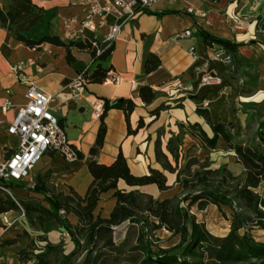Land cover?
<instances>
[{
	"label": "crops",
	"instance_id": "1",
	"mask_svg": "<svg viewBox=\"0 0 264 264\" xmlns=\"http://www.w3.org/2000/svg\"><path fill=\"white\" fill-rule=\"evenodd\" d=\"M0 8L18 13L22 18L14 26V32L35 41L44 36H56L66 41L64 21L75 18L81 22L89 10L87 5L77 0H0ZM262 13L264 0H160L146 12H138L132 18L111 12L95 15L84 31L87 38L103 42L111 26L119 27L113 50L104 65L111 67V72L120 77V82L114 84L106 80L88 83L80 97L73 95L71 84L77 73L90 66L92 57L88 51L71 48L73 61L69 63L64 47L42 43L37 48H31L0 23V104L9 90L15 106L4 115L0 112V160L18 146V138L9 135L7 127L16 107L27 103L29 84L56 96L52 106L58 111L59 124L78 154L77 161L69 164L56 152L45 153L31 169L28 179L13 181L15 186L9 192L22 199L41 198L40 194L32 192L30 185L39 175H46V184L57 193H68L72 189L78 195H83L91 182L86 163L101 123L94 110L99 104L103 107L105 101L131 99L135 103L128 118V124L135 132L127 133V120L122 110L109 109L104 118V142L93 160L108 165L121 152L134 175L147 174L150 168L163 171L155 155V140L158 137L161 150L175 165L166 150V143L172 134L180 132L179 124L197 122L210 133L208 125L197 113L199 108L206 109L214 123H231L232 131L239 133L238 140L253 142L247 134L255 132L256 137L259 125L264 122ZM185 30H191L192 35L176 37ZM199 31L238 45L236 55H233V72L214 59L213 49L219 45L213 42L206 44ZM191 52L195 58H192ZM149 53L159 55L160 65L147 74L144 62ZM16 63H23L25 80H20L12 72L11 67ZM206 74L218 76L219 81L203 83L202 78ZM143 85L150 86L155 93L154 100L149 104H143L137 94L138 88ZM161 105L166 108L160 110L155 118L153 111ZM139 120H142L143 126L137 128ZM180 148L179 168L189 158L202 161L208 157L211 169L224 166L233 175L244 179L243 166L237 162L235 153L222 138H219L214 150L207 151L198 144L197 139L184 132ZM164 175L169 187L166 190H159L156 185L128 186L122 180L117 182V189L149 195L154 199L180 195L176 173L164 171ZM262 185L264 181L256 189L259 194ZM115 203L113 191H108L101 196L96 214L107 217ZM210 207L217 209L214 205H208L204 210H198L193 205L189 214L196 221L203 222L211 234L226 235L230 229L227 218V229L223 233L209 230L206 221L199 218ZM67 218L72 226H76L75 215L69 214ZM5 220L12 225L6 227ZM128 225V222H124L113 228H124L121 240ZM158 231L172 235L165 229ZM250 235L255 241L264 243V230L252 229ZM28 238L39 247L46 242L60 245L62 240L60 231L53 228L51 222L45 223L43 230L35 231L20 211L0 214V264H24L30 261L19 258ZM68 239L70 237L65 240ZM72 250L69 247L65 252ZM37 253L38 250H33V254Z\"/></svg>",
	"mask_w": 264,
	"mask_h": 264
},
{
	"label": "trees",
	"instance_id": "2",
	"mask_svg": "<svg viewBox=\"0 0 264 264\" xmlns=\"http://www.w3.org/2000/svg\"><path fill=\"white\" fill-rule=\"evenodd\" d=\"M21 18L18 13L0 8L1 26L27 46L37 48L42 43H50L64 47L69 63L73 61L71 48L86 50L92 57L90 66L84 72L87 84L102 83L110 78L111 67L104 64L113 50V43L89 38L62 41L56 36L30 40L13 30ZM199 34L206 44L216 43L236 55L238 45L202 31ZM159 65V55L149 53L144 62L145 73L155 71ZM137 94L143 104H149L155 98L154 91L148 85L140 86ZM134 107L131 99L104 102L96 141L86 163L91 182L83 195H78L72 189L68 193H57L46 184L47 176L39 175L32 192L40 194L41 198L22 199L9 192L15 186L13 181H0V214L20 211L35 231L43 230L44 224L51 222L53 228L65 229L74 245L73 250L66 253L60 245L46 242L37 249V254L28 255L27 260L34 259L36 264H264V243L255 241L250 235L252 229L264 230V194L256 192L264 181V122L259 125L255 143L241 141L238 140V131H232L231 123H214L208 111L199 108L197 113L208 125L210 133L197 122L179 124L180 132L172 134L166 143V150L175 165L161 150L158 137L155 140V155L163 171L150 168L147 174L134 175L121 152L108 165L93 160L104 142L107 111L122 110L127 120V133L132 134L135 131L131 130L128 118ZM164 108L165 105H161L153 111L155 118ZM141 126L143 122L139 120L137 128ZM184 132L197 139L198 144L207 151L214 150L219 138H222L235 153L237 162L243 166L244 179L233 175L224 166L211 169L208 157L202 161L189 158L179 168ZM164 171L176 173L180 195L154 199L149 195L117 189V182L122 180L128 186L156 185L159 190H166L169 187ZM111 190L116 203L107 217H101L96 214L98 202L103 194ZM193 205L198 210H204L208 205L216 206L230 221L229 232L224 236L211 234L203 222L196 221L189 214ZM224 208L229 210V214L225 213ZM69 214L77 217L76 226L69 223ZM124 222L129 225L124 239L117 244L113 228ZM160 229L178 236L179 243L172 248L157 249L151 238Z\"/></svg>",
	"mask_w": 264,
	"mask_h": 264
},
{
	"label": "built area",
	"instance_id": "3",
	"mask_svg": "<svg viewBox=\"0 0 264 264\" xmlns=\"http://www.w3.org/2000/svg\"><path fill=\"white\" fill-rule=\"evenodd\" d=\"M158 1L160 0H77L78 3L87 5L89 10L81 22H78L75 18H68L64 21L65 39L66 41L86 39L84 31L89 27L95 15L102 16L105 12H111L132 18L138 12H146ZM201 15L203 14L201 13ZM260 27L264 31V13L260 17ZM118 32V26H111L103 42L113 43ZM191 35V30H185L176 37H189ZM190 54L192 58H195L192 52ZM213 57L215 60L222 62L230 72L235 70L234 56L225 48L220 46L214 48ZM11 70L20 80H25L23 63L14 64ZM85 70L86 68L77 73L72 81L71 88L75 97H80L87 85L84 78ZM110 74L111 76L107 80L118 84L120 77L113 72H110ZM213 81H219L218 76L206 74L202 78L203 83ZM26 98L27 103L16 107L14 117L7 127V133L16 136L19 143L7 157L0 160V181L21 182L28 179L31 169L49 151L60 154L65 162L69 164L78 159L77 150L69 142L66 132L59 124L58 111L52 106L56 96L45 93L34 84H29ZM14 107L11 92L7 90L6 96L0 104V112L4 115ZM101 113L102 105L99 104L95 107L94 114L100 118ZM33 186L32 183L30 187ZM4 224L6 227L12 225L7 220L4 221ZM59 231L62 240L69 237V233L65 229ZM30 261L24 264H36L34 260H32V263Z\"/></svg>",
	"mask_w": 264,
	"mask_h": 264
},
{
	"label": "rangeland",
	"instance_id": "4",
	"mask_svg": "<svg viewBox=\"0 0 264 264\" xmlns=\"http://www.w3.org/2000/svg\"><path fill=\"white\" fill-rule=\"evenodd\" d=\"M255 132H250L247 134V137L249 140L256 142L255 140ZM260 194H264V185L261 186V189L259 190ZM225 213L229 214V210L224 208ZM199 218L206 221L207 226L209 227V230L223 233L227 229V222L226 218L218 212L216 208L210 207L206 212L201 213ZM190 224V222H189ZM115 233L113 234V237L115 238L116 243H120L122 240V232L124 231V228L119 227L118 229L114 230ZM152 244L157 248H172L175 245L179 243V237L170 235L164 231H156L152 238H151ZM60 246L64 251H68L69 247L72 249L74 248V245L72 246L71 239L68 240H60L59 242ZM39 246H35V243L31 239H27L26 247L24 248V253L19 254V258L22 260H27L28 255H33V250H37ZM30 250V251H28ZM77 260H80V257H77Z\"/></svg>",
	"mask_w": 264,
	"mask_h": 264
}]
</instances>
